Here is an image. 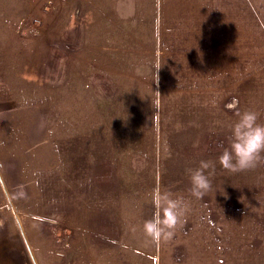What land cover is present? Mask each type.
I'll return each mask as SVG.
<instances>
[{"label":"rangeland","instance_id":"1","mask_svg":"<svg viewBox=\"0 0 264 264\" xmlns=\"http://www.w3.org/2000/svg\"><path fill=\"white\" fill-rule=\"evenodd\" d=\"M244 110L264 0H0V264H264V160L218 159ZM157 187L190 209L153 241Z\"/></svg>","mask_w":264,"mask_h":264},{"label":"clouds","instance_id":"2","mask_svg":"<svg viewBox=\"0 0 264 264\" xmlns=\"http://www.w3.org/2000/svg\"><path fill=\"white\" fill-rule=\"evenodd\" d=\"M237 119L230 127L226 145L218 157L223 168L239 171L253 168L264 160V123L259 122L254 110L237 111ZM214 167L201 160L199 166L189 169V192L192 197L202 199L211 187L210 172ZM150 201L154 208L151 219L143 222L144 234L156 241L170 238L176 226L190 209V202L182 195L157 187L151 191Z\"/></svg>","mask_w":264,"mask_h":264},{"label":"crops","instance_id":"3","mask_svg":"<svg viewBox=\"0 0 264 264\" xmlns=\"http://www.w3.org/2000/svg\"><path fill=\"white\" fill-rule=\"evenodd\" d=\"M19 223V222H18ZM27 245H28V243H27ZM29 249V248H28ZM29 252H31V250H29ZM31 255H32V252H31ZM32 257H33V255H32ZM33 261H34V259H33ZM34 264H36V262L34 261Z\"/></svg>","mask_w":264,"mask_h":264}]
</instances>
